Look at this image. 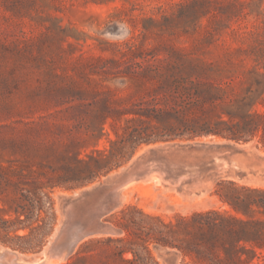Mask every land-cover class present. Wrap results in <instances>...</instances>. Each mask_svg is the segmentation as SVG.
I'll use <instances>...</instances> for the list:
<instances>
[{"label": "rangeland", "instance_id": "1", "mask_svg": "<svg viewBox=\"0 0 264 264\" xmlns=\"http://www.w3.org/2000/svg\"><path fill=\"white\" fill-rule=\"evenodd\" d=\"M179 85L223 92L234 121L264 113V0H0V264H131L117 249L142 243L158 264H194L154 236L230 209L229 181L264 188V116L240 139L127 145L95 172L81 161L118 139L104 114L161 104Z\"/></svg>", "mask_w": 264, "mask_h": 264}, {"label": "trees", "instance_id": "2", "mask_svg": "<svg viewBox=\"0 0 264 264\" xmlns=\"http://www.w3.org/2000/svg\"><path fill=\"white\" fill-rule=\"evenodd\" d=\"M177 91L161 92V104L155 102L139 109L116 110L115 115L104 114L103 123L107 117L113 119L110 125L118 139H109V154L100 151L97 156L89 155L93 164L81 159L86 168L95 172L110 163L116 167L127 145L135 148L142 142L210 135L240 139L258 130L259 120L264 116V113L255 111L234 121L232 112L223 106V92H196L192 86L181 85ZM169 101L172 104H168ZM124 113H132L133 116L124 118V123H117L116 119ZM222 113H227L229 118L224 119ZM166 115H172L175 119L176 127L172 132H153L148 126L134 125L135 122H143V117L148 122L153 119L162 122ZM119 128L121 132H118ZM228 184L229 188L220 196L230 209L192 211L187 216L179 217L174 224L162 223L164 227L158 231V236H154L155 241L189 255L194 264H264L254 262L255 258L264 259V188L236 187L233 181ZM3 222L1 227L7 230L6 221ZM170 233L175 236L171 238ZM18 247L31 249L34 245ZM123 251L131 252L132 256L127 259L131 264H158L146 244L142 243L141 248L131 244L126 249H117L120 255Z\"/></svg>", "mask_w": 264, "mask_h": 264}, {"label": "bare ground", "instance_id": "3", "mask_svg": "<svg viewBox=\"0 0 264 264\" xmlns=\"http://www.w3.org/2000/svg\"><path fill=\"white\" fill-rule=\"evenodd\" d=\"M4 251V250H3ZM7 254H9V253H7ZM8 256V255H7ZM9 258V261H10V259H12L13 258V255L12 254H10V256L8 257ZM5 260H6V258H4ZM46 259L47 258H45V260H44V258L43 259H41V258H37V259H35V260H32V261H25V260H23L22 258H18L17 260H18V262H24V264L25 263H27V264H34V263H36V262H39L38 260H44V264H45V262H46ZM59 260V259H58ZM11 262V264H12V261H10ZM8 263V262H7ZM48 262H46V264H47ZM14 264V263H13Z\"/></svg>", "mask_w": 264, "mask_h": 264}]
</instances>
